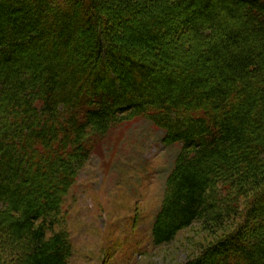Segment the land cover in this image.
I'll use <instances>...</instances> for the list:
<instances>
[{"label":"trees","instance_id":"obj_1","mask_svg":"<svg viewBox=\"0 0 264 264\" xmlns=\"http://www.w3.org/2000/svg\"><path fill=\"white\" fill-rule=\"evenodd\" d=\"M136 120L181 146L153 245L264 264V0H0V264H71L66 198Z\"/></svg>","mask_w":264,"mask_h":264},{"label":"rangeland","instance_id":"obj_2","mask_svg":"<svg viewBox=\"0 0 264 264\" xmlns=\"http://www.w3.org/2000/svg\"><path fill=\"white\" fill-rule=\"evenodd\" d=\"M150 127L136 120L96 142L57 229L70 236L71 264H187L216 239L196 223L173 243L153 245L152 225L181 146L166 147Z\"/></svg>","mask_w":264,"mask_h":264}]
</instances>
